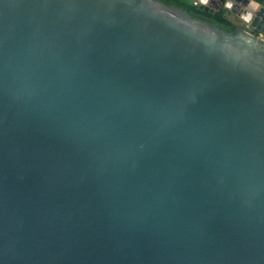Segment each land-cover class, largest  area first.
<instances>
[{
	"label": "water",
	"instance_id": "95a60500",
	"mask_svg": "<svg viewBox=\"0 0 264 264\" xmlns=\"http://www.w3.org/2000/svg\"><path fill=\"white\" fill-rule=\"evenodd\" d=\"M0 0V264H264V5Z\"/></svg>",
	"mask_w": 264,
	"mask_h": 264
},
{
	"label": "trees",
	"instance_id": "16d2710c",
	"mask_svg": "<svg viewBox=\"0 0 264 264\" xmlns=\"http://www.w3.org/2000/svg\"><path fill=\"white\" fill-rule=\"evenodd\" d=\"M166 4L174 5L176 7L183 8L186 10L191 16L200 18L210 23L228 30L234 31L237 26L232 23L225 15V9H221L219 11H204L200 6H195L192 4L191 0H161ZM258 2L264 4L263 0H257Z\"/></svg>",
	"mask_w": 264,
	"mask_h": 264
},
{
	"label": "crops",
	"instance_id": "0c3cea01",
	"mask_svg": "<svg viewBox=\"0 0 264 264\" xmlns=\"http://www.w3.org/2000/svg\"><path fill=\"white\" fill-rule=\"evenodd\" d=\"M225 15L237 27H241V28L249 30V26H248L249 24L246 22L247 16L245 17L244 15H242V16L234 15V14L230 13V11L227 9H225ZM261 37L264 38V35H262Z\"/></svg>",
	"mask_w": 264,
	"mask_h": 264
},
{
	"label": "built area",
	"instance_id": "2783aa9c",
	"mask_svg": "<svg viewBox=\"0 0 264 264\" xmlns=\"http://www.w3.org/2000/svg\"><path fill=\"white\" fill-rule=\"evenodd\" d=\"M191 1H192V4L193 5H195V6H198L199 5L200 6V1L199 0H191ZM230 6H231L230 4L225 3L224 6H223V8L229 10L230 9Z\"/></svg>",
	"mask_w": 264,
	"mask_h": 264
}]
</instances>
